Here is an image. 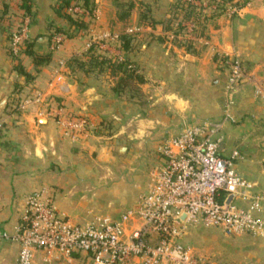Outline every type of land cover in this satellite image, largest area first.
Masks as SVG:
<instances>
[{
    "label": "crops",
    "instance_id": "crops-1",
    "mask_svg": "<svg viewBox=\"0 0 264 264\" xmlns=\"http://www.w3.org/2000/svg\"><path fill=\"white\" fill-rule=\"evenodd\" d=\"M21 1L0 0L1 231L14 234L28 195L36 191L52 190L59 210L79 222L69 217L68 204L85 205L83 190L89 189V181L105 184L132 169L127 164L112 169L116 148L122 147H117L119 143L176 134L181 125L201 119L223 122L222 153L238 149L237 171L254 183L255 191L264 193V0H210L200 18H192L194 29L199 27L204 35L193 39L189 48L167 35L165 21L172 13L167 8L175 0H91L99 16L86 31H78L54 12L56 0H30L27 35L41 59L37 64L23 54L26 45L17 53L9 49L7 33L17 27ZM228 3H234L237 11L230 10ZM54 28L63 38L52 49ZM105 32L111 33L110 38L98 40ZM123 34L128 36L127 48L120 40ZM91 54L123 61L141 76V103L132 102V92L115 89L119 74L91 66ZM225 54L238 57L246 73L229 106L228 72L219 61ZM70 114L88 119L85 131L74 136L65 133L57 119ZM125 151L135 153L129 145ZM157 161L153 168L161 163L159 157ZM147 183L134 198L122 199L118 205L123 207L108 202L110 211L97 215L118 217L135 208ZM261 215L264 220V211ZM190 226L197 227L196 233L205 228ZM191 236L199 234L184 233L181 239ZM228 237L218 250V264H264V234ZM18 250L12 238L0 241V264H15ZM85 262L90 263L83 253L67 261L58 254L50 258L45 250L36 251L34 258V264Z\"/></svg>",
    "mask_w": 264,
    "mask_h": 264
},
{
    "label": "built area",
    "instance_id": "built-area-1",
    "mask_svg": "<svg viewBox=\"0 0 264 264\" xmlns=\"http://www.w3.org/2000/svg\"><path fill=\"white\" fill-rule=\"evenodd\" d=\"M182 1L197 3L199 11L207 6L206 0ZM230 9L237 11V6ZM68 11L85 17L95 12L80 6ZM28 20L25 15L9 32L12 53L28 40ZM62 38L53 34L51 48H56ZM219 61L228 68L225 91L229 106L246 73L236 56L225 54ZM257 92H261L259 88ZM16 107H21L20 102ZM57 121L70 136L88 126V119L82 115L60 116ZM222 124L208 119L185 123L176 134L162 138L157 148L161 163L151 170L145 192L135 208L118 217L95 215L74 222L59 210L52 190L36 191L28 195L14 234L0 230V241L12 238L18 243L15 264H34L39 250H45L50 258L58 254L67 261L83 253L90 264H215L179 242L188 226L218 227L227 236L264 234V193L255 191L254 183L236 170L233 161L240 158L238 149L222 153Z\"/></svg>",
    "mask_w": 264,
    "mask_h": 264
},
{
    "label": "rangeland",
    "instance_id": "rangeland-1",
    "mask_svg": "<svg viewBox=\"0 0 264 264\" xmlns=\"http://www.w3.org/2000/svg\"><path fill=\"white\" fill-rule=\"evenodd\" d=\"M197 1V0H196ZM207 1L208 7L212 2L210 0ZM227 2V0H225ZM93 9L95 10L94 15L89 19L90 23L92 24L94 20L97 19L99 16L98 9L95 7V3H93ZM229 4V3H228ZM227 4V5H228ZM152 6V4H149ZM190 5V4H188ZM195 7V15H185L184 8L187 6V4L183 3L182 0H175L174 4L168 7L167 9L172 12L169 13L168 19L165 21L168 25V31L167 35L169 37V40L178 41L179 44L182 46L189 45L193 38H196L197 36H203V31L198 27L194 29L192 18H200L199 9L196 8V4H191ZM231 5H235L234 3H231L228 5L230 7ZM231 10V9H230ZM178 13V16L176 15ZM178 19V20H177ZM177 23V24H176ZM172 25V26H171ZM137 30V29H136ZM130 33H135V30L130 31ZM111 33H100L98 35V40H106L110 38ZM7 36H9V33H7ZM225 69L228 68L224 66ZM116 80L114 79V82ZM134 96L132 98H135L132 102L135 104H140L142 101V96L138 94L137 92L133 93ZM234 98V96H233ZM205 119L198 120L196 123H200L204 121ZM207 120V119H206ZM211 120V119H209ZM182 126V125H181ZM180 126V127H181ZM147 130H153L150 127H146ZM126 135V134H124ZM168 135L165 133V135H157L152 134L151 136H143L139 138H131L130 140H126L125 142H121L117 145V147H126V145H129L131 149L135 150V153L133 152H126L125 150H118L116 148L115 151V160L116 164L115 166H112V169L119 168L123 164L131 166L132 169H126L125 171H121L120 173H117L115 178H111L109 181H106L105 184H97L94 181H89V189L83 190L84 191V197L83 202L85 205H79L76 204L77 197L73 196L72 201L75 202L76 205H70L68 204V215L70 218H79L80 222L84 220H89L93 218L97 214H105L110 211V208H107V203L111 202L113 207H123L122 205H118L119 202L122 199H130L134 198L137 194V192L141 189V186L149 180V172L158 163V145L160 141L162 140V137ZM126 137V136H125ZM148 137V138H147ZM147 138V140H146ZM126 139V138H125ZM121 147V149H122ZM232 149H229V152H231ZM120 157V159L116 158ZM234 166L237 170V166L240 165L241 162H239V158L233 161ZM122 174V175H120ZM80 190V191H82ZM66 193V190L63 191ZM71 196L68 195L67 198ZM75 206V207H74ZM91 209L92 212H88V210ZM197 227L188 226L185 233L197 236L199 234V237L193 238L190 237V240L187 239V237H184L179 240L184 245H188L191 248L194 249V251L199 255H205L210 258L212 262H215L218 264L219 259V248L220 246L225 244L224 239H228L229 237L223 233V231L218 227H208V228H199L197 230ZM85 264H90L86 263Z\"/></svg>",
    "mask_w": 264,
    "mask_h": 264
},
{
    "label": "trees",
    "instance_id": "trees-1",
    "mask_svg": "<svg viewBox=\"0 0 264 264\" xmlns=\"http://www.w3.org/2000/svg\"><path fill=\"white\" fill-rule=\"evenodd\" d=\"M72 6H80L84 11H88L91 13L93 9V2L91 0H56L53 4V10L55 13L62 15L65 17L71 24H74L78 31H86L88 29L90 18L91 16H86L84 14H77L74 15L73 13L69 12V7ZM19 8L21 10L20 18H18L17 26L22 21V17L25 15H30L31 11V1L30 0H22L19 4ZM196 9L192 5H188L184 8L185 15H195ZM53 34H61L58 29L54 28L52 30ZM9 38V36H8ZM120 40L122 41L123 48H127L128 46V36L126 34L120 35ZM26 45L24 50L22 51L23 54L29 55L32 57V60L35 64L41 62L40 58L34 54L32 43L28 40L23 43ZM22 45V46H23ZM189 48V45L185 46ZM21 58V57H20ZM49 59V55H46V61ZM90 65L93 67H100L99 69L102 70L106 68L109 70L111 75H118L119 77L115 83V89L118 91L128 90L132 93L137 92L140 94V89L138 87V83L142 81V77L138 74L134 73V71L128 69L127 65L123 61L112 60L110 58L99 57L98 55L91 54L90 55ZM20 65H17L19 68L18 70L21 71Z\"/></svg>",
    "mask_w": 264,
    "mask_h": 264
},
{
    "label": "water",
    "instance_id": "water-1",
    "mask_svg": "<svg viewBox=\"0 0 264 264\" xmlns=\"http://www.w3.org/2000/svg\"><path fill=\"white\" fill-rule=\"evenodd\" d=\"M121 150H125V148L124 147H122V149ZM222 165H223V163L222 162H220L219 163V166H218V168H219V170H221V168H222ZM185 218V215H182V219H184Z\"/></svg>",
    "mask_w": 264,
    "mask_h": 264
}]
</instances>
